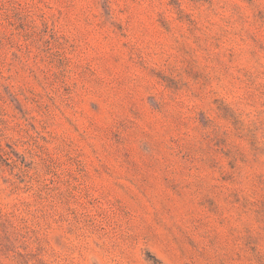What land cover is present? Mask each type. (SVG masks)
<instances>
[{"label":"rangeland","instance_id":"obj_1","mask_svg":"<svg viewBox=\"0 0 264 264\" xmlns=\"http://www.w3.org/2000/svg\"><path fill=\"white\" fill-rule=\"evenodd\" d=\"M0 264H264V0H0Z\"/></svg>","mask_w":264,"mask_h":264}]
</instances>
